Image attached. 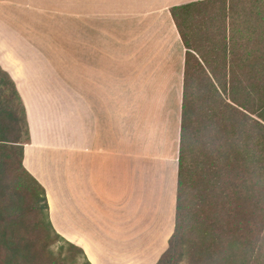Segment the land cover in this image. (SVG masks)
<instances>
[{
	"label": "crops",
	"instance_id": "1",
	"mask_svg": "<svg viewBox=\"0 0 264 264\" xmlns=\"http://www.w3.org/2000/svg\"><path fill=\"white\" fill-rule=\"evenodd\" d=\"M210 1L0 0V69L30 133L24 168L92 264H158L169 249L188 51L213 85L242 87L230 103L264 125V0L231 16L211 68L171 14Z\"/></svg>",
	"mask_w": 264,
	"mask_h": 264
},
{
	"label": "rangeland",
	"instance_id": "2",
	"mask_svg": "<svg viewBox=\"0 0 264 264\" xmlns=\"http://www.w3.org/2000/svg\"><path fill=\"white\" fill-rule=\"evenodd\" d=\"M251 7L259 13L260 0H216L179 15L192 45L208 50L210 68L231 16ZM191 63L184 230L162 264H264V129L229 108L245 101L242 87H216ZM14 117H23L21 102L0 72V138L9 140L0 145V264H85L42 228L43 199L18 172L27 133Z\"/></svg>",
	"mask_w": 264,
	"mask_h": 264
},
{
	"label": "trees",
	"instance_id": "3",
	"mask_svg": "<svg viewBox=\"0 0 264 264\" xmlns=\"http://www.w3.org/2000/svg\"><path fill=\"white\" fill-rule=\"evenodd\" d=\"M212 1L204 2V3H200V4L187 5V6H178V7H173L171 9V14L173 16V19L176 23V26H177L180 34H181L183 41H184V43L188 49H191V47H193V48H197V47L193 46L192 41H190V39L187 37L186 29L183 27V25H181L180 20H179V15L181 13H188L191 10L198 8L200 6L210 4V3H212ZM214 1H216V0H214ZM217 1H219V0H217ZM192 60L196 61L200 66V63H199L197 57L193 53H190L188 51V53H187L186 77L189 76V72H191V69L193 67H195L191 63ZM0 72L2 74H5V76L8 78L10 84L12 85L14 93L16 94L18 100L21 102L23 117H22V119H20L18 117L17 118L14 117V119L18 125H20V123L24 124V127L26 129V133H27V140L25 142H22L20 145H17L20 147V155H21L20 156V167H19L18 172L22 176L24 181H26L28 184L30 183V185L33 186L32 188L36 192L35 195H36L37 200L39 201L40 198L43 199V204H44L43 209L45 211V220L42 223V228L44 229V231L47 233V235L49 236V238L51 240H53V241L55 240V242H60V241L64 242L67 245L68 249L70 250L71 254L73 255L72 256L73 258L77 259L78 255L83 256V258L85 260V264H92L90 261H88L84 251L80 247L75 246V245L69 243L68 241H66L54 229V227L50 221V217H49L46 191H45L44 187L24 168V165H23L24 144L27 143L28 141H30V133H29L28 123H27L26 111H25V108L22 104V101L20 99V96L18 94V91L16 89L14 82L1 69H0ZM188 99H189L188 98V84L186 82V84L184 86V102H183V113H182L180 171H179V190H178L179 195H178V207H177V216H176V229H175L174 235L172 236V238L170 240L169 249L164 253V255L162 256V258L160 259L158 264L163 263V261L166 259V256L169 255V253L171 252L173 247L179 242V239L181 238V236L183 234V230H184V226L182 223V213L184 212L183 202H184V194H185V190H186L187 179L189 176V171L187 168L188 163H187V159L185 158V153L187 150V146H189L191 143L189 141V125H190V121H191V110H189ZM227 104H228L229 108L236 111L238 115L241 114L242 116H246V118H248V120H252V118L249 115H247L245 112H243L239 108L235 107L234 105H232L230 103H227ZM255 123L258 124L259 126L263 127V129H264L263 124H261L260 122H256V121H255ZM6 142H9V140H6L3 137L0 138V145L4 144ZM14 142L18 143V144L20 143L19 141H14ZM15 143H13V144H15ZM39 193H41V194H39ZM235 244H236V246H238L240 244V241H238V240L235 241Z\"/></svg>",
	"mask_w": 264,
	"mask_h": 264
}]
</instances>
